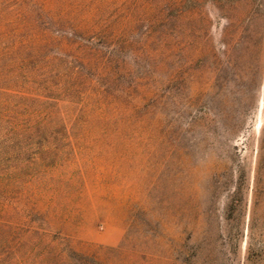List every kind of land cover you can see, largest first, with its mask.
<instances>
[{
	"label": "rangeland",
	"instance_id": "rangeland-1",
	"mask_svg": "<svg viewBox=\"0 0 264 264\" xmlns=\"http://www.w3.org/2000/svg\"><path fill=\"white\" fill-rule=\"evenodd\" d=\"M0 264H264V0H0Z\"/></svg>",
	"mask_w": 264,
	"mask_h": 264
}]
</instances>
